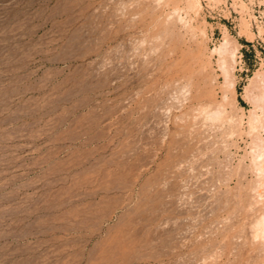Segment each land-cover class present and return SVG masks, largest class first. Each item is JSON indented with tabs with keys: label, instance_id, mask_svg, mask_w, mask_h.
<instances>
[{
	"label": "rangeland",
	"instance_id": "rangeland-1",
	"mask_svg": "<svg viewBox=\"0 0 264 264\" xmlns=\"http://www.w3.org/2000/svg\"><path fill=\"white\" fill-rule=\"evenodd\" d=\"M262 96L264 0H0V264H264Z\"/></svg>",
	"mask_w": 264,
	"mask_h": 264
},
{
	"label": "bare ground",
	"instance_id": "bare-ground-1",
	"mask_svg": "<svg viewBox=\"0 0 264 264\" xmlns=\"http://www.w3.org/2000/svg\"><path fill=\"white\" fill-rule=\"evenodd\" d=\"M227 47V40H224V42L222 43V45L217 49L219 52H221V51H224L225 50V48ZM227 53V52H226ZM223 61V60H222ZM225 66V65H224ZM224 68V67H223ZM225 69V68H224ZM223 69V70H224ZM226 73V72H225ZM262 97H264V96H262ZM260 98V97H259ZM262 100V99H261ZM260 101V100H259ZM262 101H264V100H262ZM262 104H264V103H262ZM262 110V109H261ZM214 114H216V113H214ZM213 114V115H214ZM253 116V115H252ZM210 117V116H209ZM212 117V116H211ZM261 125V124H260ZM255 129V128H254ZM253 145V144H252ZM262 145V144H261ZM257 147V146H256ZM261 151V150H260ZM258 152V151H257ZM255 155V154H254ZM256 156V155H255ZM258 158H259V160H261L262 161V159H264V154H261L260 153V156H258ZM258 160V161H259ZM260 161V163H259V166H258V168H257V170H258V173H260V174H262V175H264V163H262ZM261 224L262 225H264V216H262V218H261ZM259 222V223H260ZM260 225V224H259Z\"/></svg>",
	"mask_w": 264,
	"mask_h": 264
}]
</instances>
